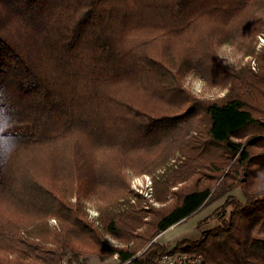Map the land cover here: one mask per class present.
<instances>
[{"label":"trees","instance_id":"1","mask_svg":"<svg viewBox=\"0 0 264 264\" xmlns=\"http://www.w3.org/2000/svg\"><path fill=\"white\" fill-rule=\"evenodd\" d=\"M263 7L264 0H0V103L18 136L0 165V264L71 263L87 253L157 264L176 252L200 264H264V136L243 140L264 133V47L256 71L231 70L215 51L252 37L264 25ZM187 73L227 92L198 98L183 85ZM175 151L178 165L154 180L163 206L100 208L98 226L79 197L69 200L112 199L127 187L125 166L151 171ZM234 189L240 196L229 194ZM224 195L212 213L217 226L171 247L153 240Z\"/></svg>","mask_w":264,"mask_h":264},{"label":"rangeland","instance_id":"2","mask_svg":"<svg viewBox=\"0 0 264 264\" xmlns=\"http://www.w3.org/2000/svg\"><path fill=\"white\" fill-rule=\"evenodd\" d=\"M264 19V7L261 8L257 12ZM264 31V25L260 27V29L250 38L239 39L235 41H222L215 45V51L218 58L222 61V63L231 70L236 71L240 67H250L251 62H255V67L252 70H257L259 67V62L256 59V54L260 51V49L256 48L255 45V36L258 32ZM203 80L201 77L193 74L187 73L184 75L182 82L186 89H188L192 94L199 98H217L220 97V93L223 92L224 95L227 92V86H210L204 80L206 86L201 89L200 84L197 80ZM193 89L197 91L194 93ZM223 95V96H224ZM264 136V133L256 134L254 136H246L243 138L244 142L249 141L252 137ZM179 158H183V155L179 151H175L172 156H170L165 162L158 164L151 171H137L132 167L125 166L122 169L123 175L127 182V187L125 190L116 194L109 200H100L94 194H89L87 197L80 196V193H73L69 196V200L74 203L77 201L79 197L80 203L82 204V209L86 213V219L92 222L94 225L100 226V208H107L113 210H125L128 208V205H141V207H160L163 206L164 203H160L156 200L154 196V189H152V200H145L140 198L139 196L134 195L133 190L130 187V180L134 176H139L141 174H149L153 179V188H154V180H161L165 177L166 173L170 169V167H176ZM230 195L240 196V190L234 189L229 192ZM131 199H133L131 201ZM225 200V195L220 198H215L214 200H210L206 202L195 214L181 222L177 227H168L166 230L158 233L153 240L161 242L168 247H171L178 240L183 238H188L190 240H194L199 237L200 231L207 230L213 228L218 225L217 220L212 217V213L214 210L219 207ZM231 208L226 205L225 211H228ZM95 213V215H93ZM207 217H210L209 220H205ZM199 220V221H198ZM197 223H201L200 227L197 229ZM46 224L50 230L56 229L58 220L55 217H49L46 220ZM23 230L29 229L30 226H26L25 224H20ZM33 228V227H31ZM106 239L113 243L116 246H121L122 244L109 235L105 236ZM148 244H146L140 251H143ZM139 251V252H140ZM113 254L107 258L100 259L96 254L87 253L84 255L85 260L77 261V262H67L66 260H62L60 264H73V263H88V264H121L118 263V260L112 257ZM120 261V260H119Z\"/></svg>","mask_w":264,"mask_h":264},{"label":"built area","instance_id":"3","mask_svg":"<svg viewBox=\"0 0 264 264\" xmlns=\"http://www.w3.org/2000/svg\"><path fill=\"white\" fill-rule=\"evenodd\" d=\"M255 45L257 49L264 47V31L258 32L255 36ZM255 62H251V68L254 69ZM130 187L134 195L145 200H152L153 179L149 174H141L134 176L130 180ZM133 199H131L132 201ZM113 258L119 261L118 253H114ZM125 263V262H124ZM121 263V264H124ZM66 264V263H62ZM73 264H88V263H73ZM103 264V263H100ZM157 264H200V258L196 255H189L185 252H176L173 254H164L160 256Z\"/></svg>","mask_w":264,"mask_h":264},{"label":"clouds","instance_id":"4","mask_svg":"<svg viewBox=\"0 0 264 264\" xmlns=\"http://www.w3.org/2000/svg\"><path fill=\"white\" fill-rule=\"evenodd\" d=\"M197 80L201 89H203L206 86L205 82L203 80H199L198 78ZM196 91V89H193L194 93ZM220 95L223 96L224 93L221 92ZM12 127H14L13 113L8 109L6 104L0 103V128H3V131H0V137H4L5 140L8 141L7 143H0V165L8 162L18 145L17 134L9 131Z\"/></svg>","mask_w":264,"mask_h":264},{"label":"crops","instance_id":"5","mask_svg":"<svg viewBox=\"0 0 264 264\" xmlns=\"http://www.w3.org/2000/svg\"><path fill=\"white\" fill-rule=\"evenodd\" d=\"M236 190V189H235ZM237 196V195H236ZM199 221V220H198ZM180 224V223H179ZM179 224L172 225V227H177ZM166 230V229H165Z\"/></svg>","mask_w":264,"mask_h":264},{"label":"snow or ice","instance_id":"6","mask_svg":"<svg viewBox=\"0 0 264 264\" xmlns=\"http://www.w3.org/2000/svg\"><path fill=\"white\" fill-rule=\"evenodd\" d=\"M93 215H95V213H93Z\"/></svg>","mask_w":264,"mask_h":264}]
</instances>
